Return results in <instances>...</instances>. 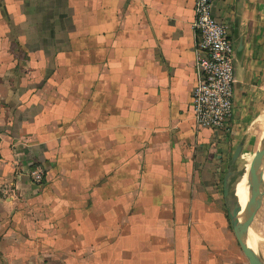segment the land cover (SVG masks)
I'll list each match as a JSON object with an SVG mask.
<instances>
[{"label":"crops","instance_id":"0c3cea01","mask_svg":"<svg viewBox=\"0 0 264 264\" xmlns=\"http://www.w3.org/2000/svg\"><path fill=\"white\" fill-rule=\"evenodd\" d=\"M212 11L234 52L218 128L192 111L193 0H0V264H249L248 162L230 184L264 136V0Z\"/></svg>","mask_w":264,"mask_h":264},{"label":"built area","instance_id":"2783aa9c","mask_svg":"<svg viewBox=\"0 0 264 264\" xmlns=\"http://www.w3.org/2000/svg\"><path fill=\"white\" fill-rule=\"evenodd\" d=\"M213 0H193L196 82L191 90L194 120L200 126L218 128L233 111L234 52L227 26L212 11ZM40 183L44 170L35 163L29 170Z\"/></svg>","mask_w":264,"mask_h":264},{"label":"water","instance_id":"95a60500","mask_svg":"<svg viewBox=\"0 0 264 264\" xmlns=\"http://www.w3.org/2000/svg\"><path fill=\"white\" fill-rule=\"evenodd\" d=\"M241 146L238 145L232 155L233 159H236L240 155ZM264 160V136L260 141L257 148L251 155L248 166L246 169L247 180L249 184V197L242 208L235 196V190L232 189L235 201L229 208V216L232 222L235 236L239 242V245L245 254L249 264H264V261L257 253V251L248 244V231L251 223L253 222L255 215L262 204V197L264 194V178L262 171L260 170V164ZM230 172L226 174L223 180V191L228 193L229 184L228 177Z\"/></svg>","mask_w":264,"mask_h":264},{"label":"rangeland","instance_id":"374dc122","mask_svg":"<svg viewBox=\"0 0 264 264\" xmlns=\"http://www.w3.org/2000/svg\"><path fill=\"white\" fill-rule=\"evenodd\" d=\"M251 153H243L242 155L238 156L235 161L233 162V176L231 180V189L233 188L234 182L236 178L243 172L245 164L249 161L251 157ZM250 235H254L256 237L255 242V249L260 251L262 242H264V225L262 224V217H261V209L259 208L255 218L252 222L250 227ZM46 264H51L50 262H46Z\"/></svg>","mask_w":264,"mask_h":264},{"label":"bare ground","instance_id":"6f19581e","mask_svg":"<svg viewBox=\"0 0 264 264\" xmlns=\"http://www.w3.org/2000/svg\"><path fill=\"white\" fill-rule=\"evenodd\" d=\"M261 168H262V170H263V172H264V160L261 162V164H260V170H261ZM261 170V171H262ZM244 172V171H243ZM243 172L240 174V175H242L243 174ZM264 178V177H263ZM235 190V189H234ZM235 192V196H236V191H234ZM248 197H249V184H248V180H247V185H246V191H245V194H244V197H243V199L241 200V202H239L240 203V205H241V207L243 208L244 206H245V204H246V202H247V200H248ZM236 199L238 200V198H237V196H236Z\"/></svg>","mask_w":264,"mask_h":264}]
</instances>
